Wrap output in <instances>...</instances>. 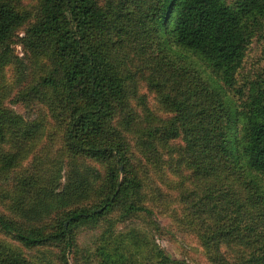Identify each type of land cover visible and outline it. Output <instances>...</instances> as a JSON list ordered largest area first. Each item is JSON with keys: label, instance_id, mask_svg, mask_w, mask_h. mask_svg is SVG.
Masks as SVG:
<instances>
[{"label": "trees", "instance_id": "trees-1", "mask_svg": "<svg viewBox=\"0 0 264 264\" xmlns=\"http://www.w3.org/2000/svg\"><path fill=\"white\" fill-rule=\"evenodd\" d=\"M260 38L264 0H0V264H191L178 201L210 264H264Z\"/></svg>", "mask_w": 264, "mask_h": 264}, {"label": "rangeland", "instance_id": "rangeland-1", "mask_svg": "<svg viewBox=\"0 0 264 264\" xmlns=\"http://www.w3.org/2000/svg\"><path fill=\"white\" fill-rule=\"evenodd\" d=\"M20 51V47H18ZM264 67V39L260 38L251 44L250 49L246 57V62L244 66L243 73L248 76H255V74L262 70ZM7 83L9 84L8 90H11V87L14 84V77L12 70L7 71ZM15 91V90H14ZM144 91H146L144 89ZM148 92V91H147ZM149 93V92H148ZM149 104L152 108L159 111L158 102L155 97V94L149 93L148 95ZM6 104L12 107L16 112L29 116L30 110L21 104H15L6 101ZM58 146V143L56 144ZM164 192L170 193L173 196L178 197L179 192L176 190H168L165 187ZM182 204L178 202H170L166 208L159 207L156 211L154 219L161 225L162 232L155 233L154 239L160 245L165 252L172 258L186 259L191 264H210L204 249L201 247L197 237L190 232L188 229L182 227L178 224L177 220L172 218L175 215L174 209L181 214L182 213ZM137 223H141L138 221ZM142 224L147 225L145 221ZM129 225V223L127 224ZM127 225H120L118 230L125 231L127 230ZM99 231L85 230L82 232L80 237V243L82 246H92L97 239Z\"/></svg>", "mask_w": 264, "mask_h": 264}]
</instances>
